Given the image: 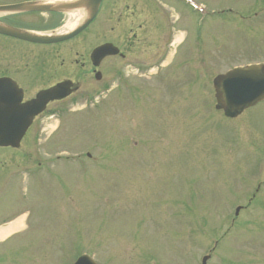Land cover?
<instances>
[{
  "label": "rangeland",
  "instance_id": "374dc122",
  "mask_svg": "<svg viewBox=\"0 0 264 264\" xmlns=\"http://www.w3.org/2000/svg\"><path fill=\"white\" fill-rule=\"evenodd\" d=\"M163 3L191 67L45 120L0 178V264H264V102L226 119L212 83L264 63V0Z\"/></svg>",
  "mask_w": 264,
  "mask_h": 264
},
{
  "label": "flooded vegetation",
  "instance_id": "af4514ba",
  "mask_svg": "<svg viewBox=\"0 0 264 264\" xmlns=\"http://www.w3.org/2000/svg\"><path fill=\"white\" fill-rule=\"evenodd\" d=\"M169 1L0 0V135L27 127L14 147L0 146V168L8 171L0 178H9L16 152L44 133L45 120L93 101L97 83H121L131 94L137 79L158 80L167 66L189 70L187 37L176 35L163 6ZM101 46L104 54H94ZM20 157L23 166L31 162L25 151Z\"/></svg>",
  "mask_w": 264,
  "mask_h": 264
},
{
  "label": "water",
  "instance_id": "95a60500",
  "mask_svg": "<svg viewBox=\"0 0 264 264\" xmlns=\"http://www.w3.org/2000/svg\"><path fill=\"white\" fill-rule=\"evenodd\" d=\"M78 30L76 29L75 33ZM66 38H68V35L61 37L59 40H65ZM213 86L216 98L215 108L222 110L225 117L234 118L245 109L264 100V65H251L230 70L215 78ZM43 97L46 98V96ZM54 97L55 95H49L47 99ZM24 128L26 126L21 127V132L15 134V136L0 135V146H14L15 142L20 140ZM206 259H203L202 264H205ZM75 264L93 263L87 258H80Z\"/></svg>",
  "mask_w": 264,
  "mask_h": 264
},
{
  "label": "bare ground",
  "instance_id": "6f19581e",
  "mask_svg": "<svg viewBox=\"0 0 264 264\" xmlns=\"http://www.w3.org/2000/svg\"><path fill=\"white\" fill-rule=\"evenodd\" d=\"M177 41H178V38L176 39ZM14 227H16V226H14ZM1 236V235H0Z\"/></svg>",
  "mask_w": 264,
  "mask_h": 264
}]
</instances>
